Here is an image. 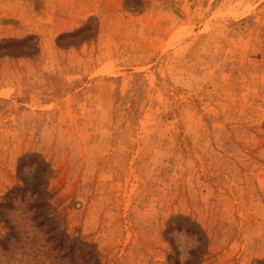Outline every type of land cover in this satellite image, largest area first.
Segmentation results:
<instances>
[{
	"label": "rangeland",
	"instance_id": "rangeland-1",
	"mask_svg": "<svg viewBox=\"0 0 264 264\" xmlns=\"http://www.w3.org/2000/svg\"><path fill=\"white\" fill-rule=\"evenodd\" d=\"M0 249L264 264V0H0Z\"/></svg>",
	"mask_w": 264,
	"mask_h": 264
},
{
	"label": "clouds",
	"instance_id": "clouds-1",
	"mask_svg": "<svg viewBox=\"0 0 264 264\" xmlns=\"http://www.w3.org/2000/svg\"><path fill=\"white\" fill-rule=\"evenodd\" d=\"M25 239V237H21V240L23 241ZM4 250L3 249H0V254H3Z\"/></svg>",
	"mask_w": 264,
	"mask_h": 264
}]
</instances>
